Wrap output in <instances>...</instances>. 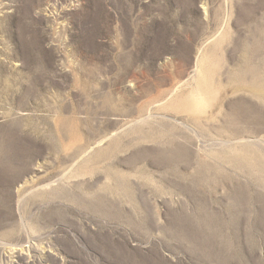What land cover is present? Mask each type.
Here are the masks:
<instances>
[{
  "label": "rangeland",
  "instance_id": "rangeland-1",
  "mask_svg": "<svg viewBox=\"0 0 264 264\" xmlns=\"http://www.w3.org/2000/svg\"><path fill=\"white\" fill-rule=\"evenodd\" d=\"M0 264H264V0H0Z\"/></svg>",
  "mask_w": 264,
  "mask_h": 264
},
{
  "label": "bare ground",
  "instance_id": "bare-ground-1",
  "mask_svg": "<svg viewBox=\"0 0 264 264\" xmlns=\"http://www.w3.org/2000/svg\"><path fill=\"white\" fill-rule=\"evenodd\" d=\"M204 64H206V62L205 59L202 58L197 67L196 76L194 77L195 88L190 95L187 96L186 100L185 98L177 97L174 100L168 101L166 107H177L188 111H196L206 100L214 98L215 94L211 88L213 82L211 83L210 72L204 68ZM235 143L238 144L239 142ZM235 148H237V146Z\"/></svg>",
  "mask_w": 264,
  "mask_h": 264
}]
</instances>
